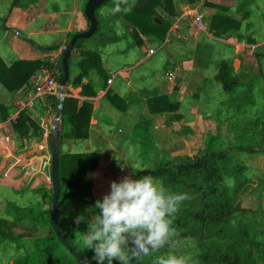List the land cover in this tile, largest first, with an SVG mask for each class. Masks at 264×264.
<instances>
[{
  "label": "trees",
  "instance_id": "trees-1",
  "mask_svg": "<svg viewBox=\"0 0 264 264\" xmlns=\"http://www.w3.org/2000/svg\"><path fill=\"white\" fill-rule=\"evenodd\" d=\"M20 1L22 0H14L13 6H16ZM228 1L235 5L234 9L210 5L216 9V13L211 18L209 32L217 40L236 38L240 43L255 45L258 41L254 37H246L244 33L251 32V30L253 33L258 26H264V5L263 10L259 13V7L255 0ZM114 2L115 0H107L104 4L108 3L109 9H112ZM197 2L199 0H177L176 3L173 0H127V4L122 5V8L131 5V11L124 12L122 10L117 14L111 13L109 19L115 22L124 20L129 24L131 30L129 34L137 51H139L145 42L157 46L165 42L174 20L181 15L180 6H177L178 3L192 6ZM84 8L78 16L79 31L77 33L88 31L90 26L85 17ZM95 17L98 25L95 34L89 39L79 40L69 56V72H71L73 51L80 50L79 57L81 60L77 64L79 75L73 80L72 85L81 87L82 97L87 95V91H90L91 97L96 96L94 84L82 83V78L87 73L95 71L103 83L101 87H106L109 75L102 66L101 50L117 44L122 38L124 39V37H117L115 30L110 25L104 26L107 30L99 33L100 17L97 11ZM75 34L68 35L69 39H72ZM91 40L93 48H96H81L83 42H90ZM26 41L34 45L31 41ZM227 48L232 53L233 48ZM38 50L41 53H51L58 52L59 47L39 48ZM52 67L49 61H16L11 65H6L0 59V85L7 92L13 93L29 86V82L36 72L42 69H52ZM58 72L60 73L58 78L60 81V66ZM258 80H253L247 86H242L233 71L232 62L219 61L213 75V81L220 84L224 94V98L218 100V105L220 108L226 105L227 111L222 113V110L218 109L216 115L220 118L227 112L229 117H235L238 121V115L242 112L240 103L243 101L249 103L251 100L252 104H255ZM242 88L244 91L242 96L246 97L235 99V91ZM107 99L113 105L118 102L119 105H122L119 110L126 111V100L110 94L107 95ZM139 102L136 103L139 104ZM59 105L60 101L54 99L53 109L57 110ZM146 106L148 114L151 116L177 114L172 120L179 121L182 118L180 115L182 104L172 100L167 95L149 96L146 98ZM92 108L88 102L79 106L76 99L65 98L64 100L60 127L61 145L58 165L60 198L57 215L58 225L65 239L83 258L87 257L89 260L94 253L85 250L82 244L81 233L83 230L77 226L68 225L69 215H63L61 209L67 202H73L87 208L94 206L97 200L91 195L93 185L86 180V177L88 171L98 169L100 156L99 154L67 155L62 152V147L66 140L80 141L88 138ZM11 110V107L0 106V121H6ZM257 118L260 119V124L258 122L241 127L244 130L236 133L237 136L230 145L228 144V147H225V142L221 136L209 134L204 150L194 157L180 156L167 160H151L150 156L155 150V146L152 136L149 134L150 121L145 118H142L128 135L127 141L131 144L130 146L135 147L136 145L140 158L153 165L150 175L162 183L169 193H185L187 195V199L181 204L175 215L173 226L177 229V238L182 243L189 239L200 242L201 255L194 259L191 264H261V262L257 263L258 257L264 258V233L258 227L251 225L258 224L254 220L259 219L260 215L250 209L243 208L241 204L239 205L237 189H230L228 185L230 180L234 178L231 177L232 174H229L232 173L229 167L235 155L248 153V151L252 153L254 147L260 148L258 153H264V116ZM231 126L230 128H235L234 125ZM252 129L259 130L258 138L260 141L257 144L249 143L251 140L249 135L253 131ZM13 130L14 135L23 140L20 149L33 141L39 142L42 139V130L31 121L28 111L19 113L16 123L13 124ZM113 170H110L111 179L118 182L116 175L118 171ZM49 204L50 208L47 211L41 210L40 206L34 208H20L14 204L7 206L8 216L12 212L17 213L19 211L24 214V219H28L29 223V229H24L23 233L15 235L12 226L5 219L0 218V246L8 243L14 245L17 251H21L12 260L13 264H80L57 239L52 230L51 221H46V218H51L52 215L51 202ZM16 216L19 215H15L17 219ZM241 220L251 221L243 223ZM39 227H49L53 238L33 239L31 231ZM250 232L252 236H250ZM257 239L259 240L257 241ZM170 251L172 250L169 246H166L159 252L144 257L141 264H156L159 256L166 255Z\"/></svg>",
  "mask_w": 264,
  "mask_h": 264
},
{
  "label": "rangeland",
  "instance_id": "rangeland-1",
  "mask_svg": "<svg viewBox=\"0 0 264 264\" xmlns=\"http://www.w3.org/2000/svg\"><path fill=\"white\" fill-rule=\"evenodd\" d=\"M87 1L88 0H22L18 2L16 6H13L11 3L14 2V0H0V18L3 19L6 15L12 12L14 19H17V14L24 11L28 14L29 18L23 24H19V21H15L14 29L20 33H23L25 37H29L38 45H47L64 39L62 32L59 31L61 29L58 28L63 24L64 17L66 16L67 19L69 15L72 16L75 14V12L81 13ZM255 2L259 7V13H261L263 10L264 0H255ZM234 8L235 5L232 9ZM96 11L100 17L99 33H103L104 30H107L104 26L107 27V25H110V27L115 30L117 37L126 36L124 31L122 32V28L119 26L115 27V23H113L115 21L109 19V15H111L112 12L111 9H109L108 3L104 4V6L102 5ZM108 22L112 23L109 24ZM4 28L5 26L3 23L0 24V53L3 54L4 61L8 62L11 55L9 50L10 47L8 46L7 42L12 34L6 32ZM55 29L58 32H50L52 30L54 31ZM71 29L75 31L78 30L77 19L74 20ZM127 29V31L130 33V27H127ZM190 31L191 33L189 34L188 32V34L185 36L187 41L184 43L179 42L183 40V37L182 35H178V37L172 36L173 40L166 44L168 45L166 46L167 48H163V46L159 47L157 45H148L146 47V45H144L142 49H140L141 53H146V51L152 49L154 51L153 55L156 54V56H153L150 59V65L152 67L150 73L143 74V69L139 71H137L139 68L135 69V71H137V76H139V78L137 80L134 79L135 82H133L135 90H137L145 99L149 96H164L166 94L172 100L178 101L182 104L180 112L182 118L179 121H174L172 120L174 116L167 115H165L166 118H163L162 120H149L151 124L149 134L152 136L155 146V150L150 156L151 160H167L180 156L194 157L204 150L205 142L209 134L221 136L225 142V147H228L237 136L236 133L244 130L241 129V127H244V125L258 123L260 119L257 117L264 116V45L262 48L259 47L256 51H250L248 48H244L243 50L241 46L245 43L238 42V49L235 50V48H233L231 53V50H229L227 47L232 46L227 45L228 43L225 44L217 42V40H212L213 38L209 37V40H207V38H204L202 34L196 32L194 27H190ZM70 34L75 33L72 32ZM244 34L246 37H254L255 40L258 41L256 44L261 43L264 40V26H258L255 28L253 33L251 30V32H245ZM261 37L262 39L260 40ZM125 40L128 41L126 38ZM70 41L71 39H69V36H67L64 41V46H62V50H60V43L58 46L59 50L56 55L48 57L46 56L47 58L39 61H48L51 58H55L54 61L58 62L61 58L63 49L69 45ZM131 41L133 42L132 39ZM91 42L92 40L90 42L85 41L82 43V45L90 49L96 48H93ZM196 42H204L207 47L203 51L200 49L199 54L197 50L196 55H193L197 45ZM119 46L123 47L124 43L120 44ZM113 47L116 46L110 45L107 49H112ZM235 51L242 52V54L238 56L239 62L236 61L237 56L235 55ZM76 53H78V51H76ZM256 55H258V57H256ZM205 56L208 59L210 57L209 62L207 60L205 63ZM221 60L232 62L233 71L237 75L242 86H247L249 83H251V81L259 79L257 82L258 89L256 91L255 104H252L251 100L249 103H245L244 101V103L241 102L240 107L242 112L240 115H238V121L235 117H229L227 112L220 118L218 115H216L218 109H221L222 113L227 111L226 105L225 107L223 106V108H220L218 105V100H222L224 98V94L221 91L220 84L213 81V75L216 72L217 63ZM133 61L134 59L132 55L122 59V62H127L130 64H132ZM5 62L3 63L5 64ZM73 70L74 68H71L72 72ZM59 75L60 73L56 72L57 78H59ZM25 88L22 89L24 90ZM1 90L2 89H0V91ZM21 90H16L13 93L5 92L7 95L6 99L9 100V96L11 94H17ZM30 92L31 91H29L27 95L30 94ZM235 92V99H244L246 97L242 96L244 92L243 88L237 89ZM28 96H26L25 102L27 101ZM4 99L5 98L3 97L1 98V100ZM145 103L146 102H143V104ZM8 104L9 103L6 105ZM143 104L141 102L137 104V109H139V111H142L143 109L145 110L146 104ZM8 107L14 108L12 105ZM23 111H28L29 117L36 127H39L41 130L42 126H47L49 130L53 129V117L56 116L57 110L55 111L51 108L49 109V104L48 108L43 109L38 116L30 110L22 109V112ZM47 115H50V117L45 118ZM142 118L143 116L141 115L140 120H142ZM44 119H46V121H43ZM231 125H234L235 128H230L232 127ZM252 130L253 131H251V134L249 135V139H251L249 143L252 142L257 144L260 141L258 138L259 130ZM35 143L37 142H31V146ZM100 143L101 142L98 141L97 144ZM22 144L23 140L14 135L13 148L10 151L13 157L18 149L22 147ZM39 145L40 144L38 143V150ZM51 147L52 146L50 145L49 153L52 155ZM97 148L99 150L93 154H99L98 152H100L105 156L99 154L100 157H98L100 162H98L97 165L98 169L88 171L86 177V180L93 185L91 195L95 197L96 200H102L103 196L110 191V185L111 182H113V179H111L110 170L114 169L113 171H118V174L116 175L119 182L124 177L131 176L133 171L136 172V175L132 177L133 179H138L144 175H148L150 174L153 167V165L148 163V161H143L140 158L139 150L136 145L135 147L126 145L124 148L118 149V153L115 154L114 158H112V155L116 153L114 151L115 147L111 148L108 147V145H106V147L101 145ZM259 149L260 148L254 147L252 153H249L248 151V153H238L234 156L232 164L229 167V170L232 172L229 174H232L231 177L234 178L230 180L228 185L230 189H237V202L239 205L241 204L243 205V208L247 210L250 209L251 211H254V213H258L260 215L259 219L254 220L257 221L258 224L251 225L258 227L259 230L261 232L263 231L264 233V153H258L257 151ZM105 157L108 160L105 159ZM8 158V152L3 148V146H0V185L5 184L0 188L4 187L8 189L4 190L8 191L4 194L7 199L4 203H13L18 207L25 208H34L35 206H40L41 210H49V203L52 199L51 181H46V184L45 181L42 180L40 185H38L39 187H37L36 192L32 194L29 192V189H26L27 181H20L16 179L20 173H22V176H24L28 172L21 169V164H12ZM12 168L13 170L15 168V176L13 175L9 179L8 183H5L7 174L9 173L8 171ZM5 171H7V173H5ZM10 172L12 173V170ZM29 173H31V171ZM38 175H41V169ZM16 187H20V189L23 190L21 192L16 191ZM82 193L84 194V192ZM86 208L87 207L73 202H67L62 207L61 213L63 215H69L68 225L76 226L74 224L75 216L83 214ZM15 215H19L16 216L17 219L19 218L18 220L15 218ZM50 219L51 218L47 217L46 221L50 222ZM6 220L14 229L15 235L23 233L24 229H29L28 219H24V214L19 211L17 213L12 212V214L8 216ZM248 221L251 220H241L243 223H247ZM79 228L83 230V232L86 231V225L83 223L79 226ZM249 231L252 230L249 229ZM31 232L33 239L53 238V234L49 227L35 228ZM250 236H252L251 232ZM258 240L259 239H257V241ZM199 245L200 242L198 243L195 240L189 239L188 241L182 243L179 249L171 248L170 246L169 248L173 252L179 251L180 253L189 257L191 264L194 259H197L201 255ZM20 252L21 251L16 250L14 245L8 243L0 246V264H11L14 257L19 255ZM211 253H213V251H211ZM260 262L261 264H264V258L258 257L257 263Z\"/></svg>",
  "mask_w": 264,
  "mask_h": 264
},
{
  "label": "crops",
  "instance_id": "crops-1",
  "mask_svg": "<svg viewBox=\"0 0 264 264\" xmlns=\"http://www.w3.org/2000/svg\"><path fill=\"white\" fill-rule=\"evenodd\" d=\"M177 0H173V2L176 3ZM174 3V4H175ZM180 3V2H179ZM180 6V11L182 12H190L192 14L194 13H199L203 16L205 24L209 27L211 18L215 15L216 9L214 7H211L210 5H218L222 7H226L229 9L233 8V4L228 1V0H199V2L195 3L194 5L190 6L188 4H179ZM208 3V4H207ZM206 4V5H205ZM13 5V2L11 3ZM185 5V6H184ZM67 14V13H66ZM79 13L75 12L74 15L68 16L66 19V16L63 19V24L58 27L62 32V35L64 37L63 40H59L58 42L52 43V44H44V45H38L36 44L32 39L29 37H25L23 33H20L16 31L14 28L15 21H19V24L25 23V21L29 18L28 14L22 11L21 13L17 14V19H14L12 12H10L8 15H6L3 19L0 18V24L3 23L5 26L4 30L6 32L11 33L12 35L8 39V46L10 47V59L8 62L4 61V56L3 54L0 53V59L5 62L6 65H11L16 61H26V62H33L37 60H44L48 56H54L56 55L57 52H51V53H41L38 49L39 48H49L53 46H59L61 43V48L64 46V41L67 38L68 34L74 32L77 33L79 30L75 31L72 30V25L74 23V20H78ZM157 21V20H156ZM177 25V34L179 36L182 35L183 40L179 42H186L187 38L185 37L188 32L189 34L191 33L190 27H193L192 25V20L190 18H187L186 20H180L178 17L175 19V22L173 25ZM129 24L124 21V20H119L115 22V27L119 26L122 28V32L126 34L124 36V39L119 41L117 44H114L112 49H107L109 46H107L105 49H102V66L104 67L105 71L108 73L109 78L108 81L112 79V83L109 84L107 81L106 87L102 88L101 85L103 84L102 81L100 80L98 74L94 72L87 73V75L83 76L82 78V83L83 84H88L92 83L95 86L94 91L96 92V96L91 97L90 91H87V95L85 97L81 96V87H74L72 85L73 80L79 75V70L77 67L78 62L81 60V57H79L80 50L76 49L73 51V60H72V67L74 68L73 72L71 71L69 74V82L65 87V98H72L76 99L79 102V106L82 105L85 102H88L92 105V117L90 121V127H89V136L86 140H80V141H75V140H66L63 144L62 147V152L65 154L69 155H75V154H84V155H90L99 150L97 147L104 145H108V147L114 148L115 152L114 155H112L114 158L115 154H117V150L124 148L126 145L130 146L131 144L129 141H127L129 133L132 131V129L135 127V125L140 121L141 115L143 118L146 120H152V119H158L162 120L163 118H166L165 115H159V116H151L147 114L148 110L147 107L145 106V110L143 109L142 111L137 109V101H140L142 104L143 102H146V99L142 97V95L135 90L133 86V82H135L134 79H138L139 76H137V71L143 69V74H148L152 70V67L150 65V59L155 55H149V51L152 49H149V51H146V53H141V51H137V48L135 44L131 41L130 39V34L127 31V27ZM79 28V27H78ZM56 29L53 31H50L51 33H56ZM58 32V31H57ZM169 36V34H168ZM167 36V38H168ZM202 36L208 39L207 36L203 35ZM125 38L128 40L126 41ZM166 38V40H167ZM209 38H214L212 35ZM26 40L31 41L34 43V45L28 43ZM166 40L162 45H159V47L163 46V48H167L166 46ZM173 40L172 37H170V42ZM212 40H217V39H212ZM217 42L225 43L227 45L232 46L231 48H235V50L238 49V41L236 38H231L229 40H217ZM124 43V46L121 47L119 46L120 44ZM173 43V41H172ZM196 48L194 50L193 55H196L197 50L199 54V50L203 51L206 49V44L204 42L198 43L196 42ZM146 47L149 45L147 42H145ZM264 45V40L261 43L255 44V45H245L243 44L241 47L243 48H248L253 51H256L259 47L262 48ZM237 47V48H236ZM162 48V49H163ZM82 49H86L82 45ZM90 49V48H88ZM111 50V51H108ZM78 51V53H76ZM144 52V51H143ZM197 54V55H198ZM242 52L235 51V55L237 56L236 61L239 62V55H241ZM132 55L133 56V63H127V62H122L123 58H127L128 56ZM47 56V57H46ZM206 57V56H205ZM258 57V55H256ZM210 59V57H209ZM209 59L206 57L204 58L205 63L209 62ZM126 63V64H125ZM136 68H139L137 71H135ZM31 81L29 82V86H27L23 91L21 90L20 92L22 93H17V94H11L9 96V100L6 99V90L2 89L0 91V105L1 106H13L8 119L12 115L19 114L22 112V109L24 108V102L26 99L27 93L31 91ZM110 94L111 96H116L120 99H124L127 101V108L126 111L123 112V110H119V107H122V105H119L118 102H116L114 105L107 99V95ZM166 95V94H165ZM5 98L4 100H1V98ZM29 97V96H28ZM60 101L59 99H57ZM28 101V98H27ZM26 101V102H27ZM53 101L54 98L50 99L47 104H49V109H53ZM25 102V104H26ZM9 103L8 105H6ZM146 104V103H145ZM143 104V105H145ZM24 105V106H23ZM142 105V107H143ZM22 107V108H21ZM48 108L44 107L40 103L36 104L35 107V115H39L40 112H42L43 109ZM142 109V108H141ZM27 110V109H26ZM54 110V109H53ZM56 111V110H55ZM167 116H174L177 114H166ZM50 115L45 116V118H49ZM55 116L53 117V119ZM43 121H46L44 119ZM54 123V121H53ZM98 141H100V144H97ZM127 141V142H126ZM26 143V141L24 142ZM38 143V142H37ZM37 143L31 146V143L26 145L23 149H18L14 157L11 155V153H8V159L9 161L12 162V164L19 165L21 164V169L27 171L26 175L22 176L23 174L20 173L17 176V180L20 181H27V186L26 189H29V192L32 194L36 192L38 185L42 182V180L48 181V177L45 175H38L42 163L45 157H48L46 154L41 153L38 148H37ZM61 145V141H60ZM31 146V147H30ZM50 152V151H49ZM101 154L100 152H98ZM51 157V154L48 153ZM102 156H105L101 154ZM12 158V159H11ZM104 158V157H103ZM105 159H107L105 157ZM43 160V161H42ZM108 160V159H107ZM42 161V162H41ZM12 170V173L10 172ZM9 170L7 177H6V182L8 183L9 179L14 175L15 173V168ZM31 171V173H29ZM7 173V171H5ZM15 176V175H14ZM4 179V178H3ZM47 184V183H46ZM5 184H1L0 187L4 186ZM9 187V186H7ZM24 187V186H23ZM25 188V187H24ZM47 188V187H46ZM45 188V189H46ZM7 188H0V218L2 219H7L8 215L6 216L7 213V206L13 203H4L6 199L5 193L8 191ZM23 189H20V187H16V191L21 192ZM4 191V192H3ZM18 192V193H19ZM8 204V205H7ZM16 205V204H15ZM17 206V205H16ZM24 208V207H20ZM2 216V217H1ZM7 217V218H6ZM7 221V220H6ZM13 264V262H11Z\"/></svg>",
  "mask_w": 264,
  "mask_h": 264
},
{
  "label": "clouds",
  "instance_id": "clouds-1",
  "mask_svg": "<svg viewBox=\"0 0 264 264\" xmlns=\"http://www.w3.org/2000/svg\"><path fill=\"white\" fill-rule=\"evenodd\" d=\"M124 4L127 0H115L112 14L130 12L131 5L122 8ZM135 175L133 171L131 176L111 182L102 200L75 216L77 228L86 225L81 233L85 250L94 253L90 260L84 257L81 264H141L144 257L166 246L181 247L173 225L187 195L169 193L150 174L133 179ZM156 264H190V260L179 251H170L159 256Z\"/></svg>",
  "mask_w": 264,
  "mask_h": 264
},
{
  "label": "built area",
  "instance_id": "built-area-1",
  "mask_svg": "<svg viewBox=\"0 0 264 264\" xmlns=\"http://www.w3.org/2000/svg\"><path fill=\"white\" fill-rule=\"evenodd\" d=\"M180 20H186L190 18L192 20V25L196 32L199 34H203L207 37H211V33L209 32V27L205 24L204 18L199 13H190V12H182L178 17ZM177 25H172L169 36L166 40V44L170 42V37L176 36L178 37ZM214 39V38H213ZM154 51H149V55H153ZM55 58H51L48 61L52 64V69H42L36 72L31 81V92L28 97V101L26 102L24 108L30 110L34 113V109L37 103H40L44 107H47V103L50 99H59L60 98V83L59 79L56 76V72L58 73V67L60 66V59L58 62L54 61ZM109 84L112 83V79L108 81ZM18 115H13L6 121H0V146L10 153L13 148V124L16 123L18 119ZM55 121V118L53 119ZM54 124V123H53ZM61 127V125H60ZM60 129V128H59ZM52 129H48L47 126H42V139L38 142L39 151L41 153L46 154L48 157L43 161L41 166V174L48 177V180L51 181V157L48 154L50 149V137H51ZM37 143V144H38ZM52 151V147H51Z\"/></svg>",
  "mask_w": 264,
  "mask_h": 264
},
{
  "label": "water",
  "instance_id": "water-1",
  "mask_svg": "<svg viewBox=\"0 0 264 264\" xmlns=\"http://www.w3.org/2000/svg\"><path fill=\"white\" fill-rule=\"evenodd\" d=\"M107 0H88L85 8L84 14L86 19L89 21V29L84 33L75 34L69 45H67L61 54L60 58V69H61V78H60V105L56 111L55 121L53 124V129L51 133V146H52V155H51V183H52V215H51V227L54 231L57 239L61 242V244L65 247V249L72 255L80 264L81 260L84 259L65 239L63 236L61 229L58 225L57 215L59 210V198H60V184H59V155H60V125H61V113L64 106L65 100V87L69 82V56L79 40H86L91 38L96 30H97V19L95 17L96 10L101 7ZM44 159H47L45 157ZM43 161V160H42ZM41 161V162H42Z\"/></svg>",
  "mask_w": 264,
  "mask_h": 264
}]
</instances>
